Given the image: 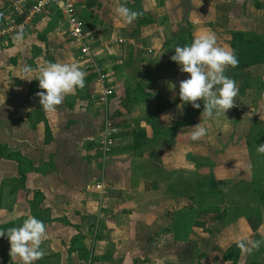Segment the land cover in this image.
Instances as JSON below:
<instances>
[{"label":"crops","instance_id":"0c3cea01","mask_svg":"<svg viewBox=\"0 0 264 264\" xmlns=\"http://www.w3.org/2000/svg\"><path fill=\"white\" fill-rule=\"evenodd\" d=\"M121 3L141 13L132 24L116 16ZM3 15L0 8V21ZM78 15L113 87L106 107L55 9L25 27L22 40L0 47V145L30 164L25 190L43 197L32 212L17 163L0 159V225L29 216L44 222L46 255L35 264H233L230 246L264 240V154L255 150L264 132H252V116L243 132L224 116L205 119L202 101L199 109L182 103L179 82L188 74L170 57L206 33L230 49L232 32L264 36V0H81ZM47 62L86 72L84 88L55 112L39 105L38 71H23ZM225 74L236 97L250 94L262 105L264 64ZM105 121L118 132L103 153ZM200 122L206 134L192 141L190 128ZM0 264L21 261L9 255ZM234 264H264V244L239 250Z\"/></svg>","mask_w":264,"mask_h":264},{"label":"clouds","instance_id":"9594fccd","mask_svg":"<svg viewBox=\"0 0 264 264\" xmlns=\"http://www.w3.org/2000/svg\"><path fill=\"white\" fill-rule=\"evenodd\" d=\"M116 16L123 24H132L141 13L134 11L121 3L115 8ZM23 28L16 32L13 39L22 40ZM171 61L179 66L181 73L188 74V78L179 82V99L182 103L190 104L193 109H199L202 101V114L205 119L224 116L234 106V98L238 94L236 82L226 75L229 68L238 64L236 54L230 48L217 44L214 33H206L194 37L190 44L176 46ZM25 74L38 71V86L43 91L37 92L39 105L46 112L59 110L66 95L85 86L86 72L77 63L47 62L38 70L27 66L23 69ZM28 80V79H27ZM170 89L175 88L169 83ZM190 138L197 141L206 134L201 122L190 128ZM259 154H264V143L255 145ZM44 222L34 216L23 220L19 226L0 229V236H6L9 244L11 259L18 258L21 264H35L46 253L41 248L46 238ZM264 240H240L237 247L245 252L252 253L259 250Z\"/></svg>","mask_w":264,"mask_h":264},{"label":"built area","instance_id":"2783aa9c","mask_svg":"<svg viewBox=\"0 0 264 264\" xmlns=\"http://www.w3.org/2000/svg\"><path fill=\"white\" fill-rule=\"evenodd\" d=\"M81 0H0V8L3 11V21H0V40L13 38L18 30L30 25L32 21L44 12L55 9L66 26L68 41L75 45L78 51L77 59L82 68L94 77L98 86L97 100L100 105L106 107L113 96V87L104 68L97 62L92 50V43L88 39L85 22L78 15ZM121 43V40H118ZM118 132L117 127L111 121H105L99 130L98 146L101 152H106L114 143ZM97 190H102L98 184Z\"/></svg>","mask_w":264,"mask_h":264},{"label":"trees","instance_id":"16d2710c","mask_svg":"<svg viewBox=\"0 0 264 264\" xmlns=\"http://www.w3.org/2000/svg\"><path fill=\"white\" fill-rule=\"evenodd\" d=\"M230 47L231 50L234 51L238 59L237 66L231 69L235 71H239L253 65L264 64V36H256L252 33H245V32H232ZM140 137H141L140 131L134 133L133 136L134 146H136ZM0 159L13 160L17 163L19 176H20L19 185L21 188L25 190L26 173L32 170L30 164L27 161H25L23 158H21L19 155L7 153L6 148L1 145H0ZM25 193H26V200L29 204V207L31 208V211L33 212L35 210V206L42 201L43 197L39 193H31L28 190H25ZM35 203L36 205L34 206ZM9 227H12V225L9 223L0 225V229H4V230H6ZM0 241L2 243L3 242L9 243L6 236H0ZM75 241L76 239L72 241V244H74ZM239 250L240 249L237 247V243L233 244L228 249L227 254L233 255L232 256L233 260L231 259L233 264L236 261ZM3 253H5L3 256V261L5 262L9 257V253L8 251ZM78 255L81 260H83L84 262L87 261L88 254L86 253V251L78 250ZM93 260L94 259L91 258L90 262H92Z\"/></svg>","mask_w":264,"mask_h":264},{"label":"rangeland","instance_id":"374dc122","mask_svg":"<svg viewBox=\"0 0 264 264\" xmlns=\"http://www.w3.org/2000/svg\"><path fill=\"white\" fill-rule=\"evenodd\" d=\"M12 39H8L6 40H2V42L0 43V47H5L7 46L9 42H11ZM7 44V45H6ZM240 98L239 97H235L234 98V105H237L238 103H240ZM242 105V106H241ZM239 107H232L230 108L227 112H226V120H228V122L233 121L234 126H238L240 128L241 131H246L248 130V127L250 126V121L248 118H246V115L252 116L251 120L253 121V129L252 132H264V96H263V101H262V105L260 106L259 103L257 104V101L255 102V105H253L251 103V96L250 94L246 95V98L242 97V101L241 103L238 105ZM239 110V111H238ZM236 121V122H235ZM239 125H236V124ZM216 124V122L214 123ZM115 146V145H113ZM13 227V225H12ZM10 244L7 242H1L0 241V259L3 260V256L7 251V247H9Z\"/></svg>","mask_w":264,"mask_h":264}]
</instances>
